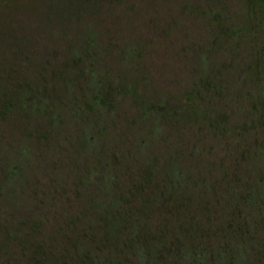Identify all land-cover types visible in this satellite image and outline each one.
<instances>
[{
	"label": "rangeland",
	"instance_id": "374dc122",
	"mask_svg": "<svg viewBox=\"0 0 264 264\" xmlns=\"http://www.w3.org/2000/svg\"><path fill=\"white\" fill-rule=\"evenodd\" d=\"M3 8L0 264H77L110 224L121 264H193L200 230L260 222L264 0ZM25 74L38 113L13 96Z\"/></svg>",
	"mask_w": 264,
	"mask_h": 264
},
{
	"label": "trees",
	"instance_id": "16d2710c",
	"mask_svg": "<svg viewBox=\"0 0 264 264\" xmlns=\"http://www.w3.org/2000/svg\"><path fill=\"white\" fill-rule=\"evenodd\" d=\"M9 1L0 0V10L7 7ZM262 216L260 222L245 225H234L228 221L226 230L229 235L223 240L216 239V243L207 242L204 237L207 231L204 230L205 228L200 230L197 248H186L184 257L193 258V264H264V214ZM113 226L116 225H108L103 234L107 245L103 248L99 246L97 250L90 249L80 253L77 264H121L116 254L120 252L118 243L114 250L109 248L111 238L115 239ZM213 233L215 236L218 235L217 231ZM187 264L191 263L188 261Z\"/></svg>",
	"mask_w": 264,
	"mask_h": 264
},
{
	"label": "flooded vegetation",
	"instance_id": "af4514ba",
	"mask_svg": "<svg viewBox=\"0 0 264 264\" xmlns=\"http://www.w3.org/2000/svg\"><path fill=\"white\" fill-rule=\"evenodd\" d=\"M31 76H33L32 78H30ZM36 75H31V74H25L22 78L21 81H23V83H21L20 88L18 87V89L14 90L13 92V96H15V99L17 100L16 102L19 103L21 106H26L29 104L30 107H28L30 109L31 112L33 113H38V107L40 104V99L37 96V88H38V78L35 77ZM32 81V83L30 82ZM107 90H105V94L106 96L110 95L112 92H120L121 91V85L120 82H118V84H116L115 87H111L110 86V82L108 83L107 86ZM13 96H10L8 98V102H11L13 100ZM165 107H169V103H167L165 105ZM27 108V107H26ZM37 130V128H35ZM34 130V131H36ZM35 143V142H34ZM17 166H14V168Z\"/></svg>",
	"mask_w": 264,
	"mask_h": 264
}]
</instances>
